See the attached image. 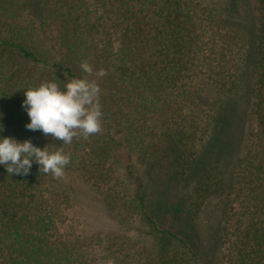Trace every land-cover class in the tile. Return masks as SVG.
Returning <instances> with one entry per match:
<instances>
[{
  "label": "trees",
  "instance_id": "trees-1",
  "mask_svg": "<svg viewBox=\"0 0 264 264\" xmlns=\"http://www.w3.org/2000/svg\"><path fill=\"white\" fill-rule=\"evenodd\" d=\"M80 77L100 87V132L25 128L24 90ZM0 113V136L70 158L60 177L0 165V264H264V0H0ZM112 148L147 178L126 164L118 188ZM78 180L155 243L78 230Z\"/></svg>",
  "mask_w": 264,
  "mask_h": 264
},
{
  "label": "clouds",
  "instance_id": "clouds-1",
  "mask_svg": "<svg viewBox=\"0 0 264 264\" xmlns=\"http://www.w3.org/2000/svg\"><path fill=\"white\" fill-rule=\"evenodd\" d=\"M81 69L86 74L92 72L87 62L81 63ZM105 74L102 68L96 73L99 77ZM99 95L98 83L86 77L68 80L63 87L55 81L30 87L24 90L21 103L29 117L25 128L38 130L65 144H70L77 134L87 138L101 131ZM2 131L3 126L0 125ZM69 159L62 150L48 151L33 145L28 139L21 141L11 136H0V165L11 175L27 174L35 162L40 166L39 171L60 177ZM107 264H114V261L109 260Z\"/></svg>",
  "mask_w": 264,
  "mask_h": 264
},
{
  "label": "rangeland",
  "instance_id": "rangeland-1",
  "mask_svg": "<svg viewBox=\"0 0 264 264\" xmlns=\"http://www.w3.org/2000/svg\"><path fill=\"white\" fill-rule=\"evenodd\" d=\"M112 149L114 151V159L111 160V165L113 172L117 176V186H122V184L126 186L130 185L129 179H125V172L123 171H125L126 164H132V162L135 163L136 172L144 179L147 178L148 175L144 169V162L141 157L134 153V148ZM184 191L183 188H175L170 191V196L178 198ZM73 194L78 195V202L75 208V211L78 212L80 216L78 230H88L87 228L89 226L93 227L92 229L110 230L112 228H117L118 224H121V228L126 231V234L129 233V235L136 240L148 244L155 243V240L149 236V229L140 216L128 212L116 211L115 209L109 212L106 209L105 202L110 195V191L106 187H90L86 182L78 180L72 189V195ZM117 246V244L113 243L112 248L117 250ZM129 259H132V264H135L136 260H138V256L133 253V257L129 256Z\"/></svg>",
  "mask_w": 264,
  "mask_h": 264
}]
</instances>
